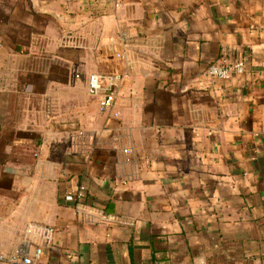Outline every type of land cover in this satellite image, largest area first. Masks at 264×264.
<instances>
[{"label":"crops","instance_id":"1","mask_svg":"<svg viewBox=\"0 0 264 264\" xmlns=\"http://www.w3.org/2000/svg\"><path fill=\"white\" fill-rule=\"evenodd\" d=\"M28 224L38 264H264V0H0V253Z\"/></svg>","mask_w":264,"mask_h":264},{"label":"built area","instance_id":"2","mask_svg":"<svg viewBox=\"0 0 264 264\" xmlns=\"http://www.w3.org/2000/svg\"><path fill=\"white\" fill-rule=\"evenodd\" d=\"M117 57L120 53L116 54ZM245 71L243 60L223 61L222 63H210L205 73L210 77L229 79L235 75H241ZM121 76L111 75L109 77L98 73L87 76L86 86L90 95L98 96V106L101 111L110 110L115 104L117 97V83ZM114 117H119L118 110L112 111ZM85 187L78 185L76 191L65 195L66 200H75L80 206L85 199ZM101 216V214H99ZM54 232L52 227L28 224L26 227L27 238L22 244L9 254L0 253V262L6 264H38L43 252V245L48 242L50 235Z\"/></svg>","mask_w":264,"mask_h":264}]
</instances>
